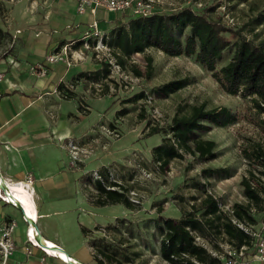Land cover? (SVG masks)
<instances>
[{"label":"rangeland","instance_id":"obj_1","mask_svg":"<svg viewBox=\"0 0 264 264\" xmlns=\"http://www.w3.org/2000/svg\"><path fill=\"white\" fill-rule=\"evenodd\" d=\"M166 2L167 5L160 8L162 14L179 10L184 5L183 0ZM203 4L204 9L215 7V18L224 23L223 9L220 6L226 5L229 13L237 20L238 25L233 27L235 30L242 28L252 17L264 13V0H249L245 3L205 0ZM131 18V15L105 11H98L93 16L89 10L87 14L80 15L75 0H0V67H4L2 64L5 63L6 69L10 70L14 64L12 60L19 59L22 64L17 67L29 68L33 74L32 68L37 66V57L31 47L43 52L40 57H44L50 46L56 45L57 49L62 44L85 35L87 24L94 20L99 22L102 31L109 33L124 26ZM18 30L21 34H17ZM245 33L256 45L264 44V25L257 28L254 35L251 30ZM55 50L53 47L51 53ZM232 56L231 51L226 52L224 63L221 65L226 64ZM147 58L153 59V78L144 79L138 84L133 82L134 89L130 88L131 84L127 85L117 78L103 85L85 80L72 81L71 79L82 71L76 66L70 69L68 82V90L73 92V98L68 99L65 97L66 93L58 91L38 102L58 108L53 112L55 120L57 115L61 123L71 119L76 127L67 123V128L70 127L73 131L76 129L77 136L81 137L83 142L79 144L81 146L75 144L81 148L80 152L82 151L81 154L79 152L80 156H77L79 160L74 159L69 148L67 161L63 163L68 167V177L60 178L64 181L63 187L38 201L40 206L49 207V210L44 212L48 216L41 217L36 225L44 236H55L79 247L91 258L90 264H96L94 257L97 255V249L91 242L98 239L105 240L114 249L131 256L140 254L136 260L139 264H168L160 256L162 237L156 230L155 222L168 218L180 220L188 212L196 210L193 208H199L204 193L194 188L195 183L204 184L208 194L215 196L222 204L229 205L245 201L241 182L245 177L249 178L250 170H253L264 184V176L259 172L264 169L247 159V155L257 146L264 149V113L259 112L252 99L244 93L238 96L224 93L212 74L197 64L194 58H171L157 49L134 55L125 72L130 74L132 79L136 78L130 71L132 65L146 72ZM27 59L31 66H26ZM80 65L85 71L98 70L102 66L93 58ZM6 76L8 73L0 85L8 84L9 77ZM183 78L190 79L193 84L167 99L157 98L156 102L151 103L142 99L131 102L143 92L154 95L155 88ZM38 95L40 94L37 93L36 96ZM18 96L22 105L30 102V98ZM8 101L9 99L4 100V104ZM201 104L208 109L229 108L238 117L237 124L228 128L213 127L210 133L203 135V139L217 143L218 158L211 162H201L197 157L186 154L183 159L173 161L168 170L156 171L152 151L162 143L165 133L150 136L151 130L155 127L167 130L180 108H183V113H188L191 106ZM2 158L3 155L1 167L4 171ZM103 170L108 172L110 182L117 181L128 188L129 196L136 205L135 210H129L122 205H94L97 192L90 179L104 180L101 177ZM207 170H227L231 176L222 177L225 173L217 172L210 177L205 173ZM149 174L151 176L147 177ZM37 194L40 197L41 192L37 191ZM50 197H53V200L49 199ZM197 216H200V213H197ZM256 217L258 222L255 228L262 232L264 211ZM12 224L16 226L13 235L16 249L7 260L0 251V264H48L46 260L50 257L41 249H38L42 254L41 260L33 255L34 248L31 254L27 251L30 247L26 235L28 223L25 222L22 212L0 200V242H3V236ZM82 228L88 230L86 235ZM106 228H109V232L104 234L102 230ZM210 239L212 240L197 236L196 241L213 257L220 258L221 264L229 260V251H233L234 261L242 264H260L253 254L242 259L235 256L224 236Z\"/></svg>","mask_w":264,"mask_h":264},{"label":"trees","instance_id":"obj_2","mask_svg":"<svg viewBox=\"0 0 264 264\" xmlns=\"http://www.w3.org/2000/svg\"><path fill=\"white\" fill-rule=\"evenodd\" d=\"M230 1L245 3L249 0ZM203 9L187 7L149 17H132L124 26L108 33L107 44L116 51L117 62L124 71L128 70L129 61L134 55L145 54L149 49H157L171 58H194L197 64L212 74L224 93L231 96L244 93L252 99L259 112L264 113V44L256 45L245 33L251 30L254 35L257 28L264 25V13L252 17L242 28L235 30L221 19L215 18V7ZM81 44L79 42L76 47ZM65 45L62 44L59 48ZM228 51L233 56L226 64L221 65ZM152 63L153 59L147 58L146 72H142L136 65H132L130 71L142 80H151L154 75ZM111 74L110 66L102 64L99 70L81 72L72 81L85 80L103 85L112 81ZM192 84L188 78L172 80L155 88L154 95L143 92L131 102L140 99L147 101L149 97L155 100L167 99ZM58 91L66 93L65 97L68 99L74 96L63 83L58 86ZM183 111V108L177 111L167 130L155 127L150 132V136L165 133L162 143L152 151L156 171L168 170L173 161L183 159L186 154L197 157L201 162L216 160L219 156L217 143L203 139V135L210 133L213 127L228 128L238 123L237 115L229 108L208 109L201 104L191 106L188 113ZM247 159L264 169V149L261 146L248 154ZM217 172H224L222 177L231 176L227 170H207L205 173L212 177ZM259 172L264 176V170ZM249 175V178L245 177L241 182L246 202L234 204L232 215L222 209L225 204L208 194L204 184L197 182L194 188L204 193L199 208L193 206L196 210L188 212L180 220L168 218L155 222L156 230L162 237V260L168 264H221L220 258L213 257L205 247L197 243V236L210 241V237L216 239L217 236H224L233 250L239 251L242 247H247L252 252L247 251L245 256H256L254 238L232 220L235 218L244 225L255 227L258 222L256 216L264 211L262 179L253 170H250ZM101 177L104 180L90 179L97 192L95 206L122 205L129 210L136 209L128 188L117 181L110 182L106 170L101 172ZM82 231L85 235L88 232L86 228H82ZM102 231L107 234L109 228ZM91 245L97 249L94 257L96 264H139L136 260L140 254H126L114 249L103 239L93 240ZM216 247L220 248L219 245Z\"/></svg>","mask_w":264,"mask_h":264},{"label":"crops","instance_id":"obj_3","mask_svg":"<svg viewBox=\"0 0 264 264\" xmlns=\"http://www.w3.org/2000/svg\"><path fill=\"white\" fill-rule=\"evenodd\" d=\"M53 47L55 50L57 46H50L49 52L44 53V57H40L43 52H40L37 48H30L31 50L34 49V55L37 57L35 64L37 66L46 64V59ZM12 61L14 64L10 70L6 69L5 63L2 64L4 67H0V84L3 83L5 74L8 73L6 77H9L8 84L0 85V98L3 96L0 99V171L3 180L8 181L7 183L10 185L26 182L28 176L33 177L34 181L30 185L34 193V202L38 213L37 222H39L41 217L48 216L44 212L45 210L48 211L49 207L40 206L38 201L56 193L63 187L64 181L60 178L61 176L68 177V167L63 163L67 161L69 144L79 145L83 141L81 137L77 136L76 129L73 131L70 127L67 128V123L76 127L71 119H68L69 122L64 120L61 123L57 115V120H55L56 116L53 112L57 108L56 106L38 102L43 97L57 93L60 84L63 83L68 86L70 69L73 68L68 69L65 64L52 65L48 67L49 73L47 76L38 77L31 74L29 68H18L17 65L22 64L19 59ZM26 66H31L28 59ZM78 67L82 70L81 72H85L82 65ZM94 71L96 70L94 69ZM37 93L40 95L36 96ZM18 95L26 97L25 99L30 98L28 99L30 102L27 105H22L19 103L20 98ZM8 99L9 101L4 104V100ZM1 155H3L4 171L1 167ZM37 191L41 192L40 197ZM51 198L53 200V197L49 199ZM38 229L41 236L47 240L46 242L41 238L35 227L36 233L42 239L43 244H49L65 253L69 252L70 256L76 258L82 264H90L89 260L91 258L85 252H82L79 247H75L64 239L55 236L46 237L39 227ZM33 252V255L41 260L42 254L38 248H34ZM58 259L50 257L46 260V263H67Z\"/></svg>","mask_w":264,"mask_h":264},{"label":"built area","instance_id":"obj_4","mask_svg":"<svg viewBox=\"0 0 264 264\" xmlns=\"http://www.w3.org/2000/svg\"><path fill=\"white\" fill-rule=\"evenodd\" d=\"M183 1L184 5L182 8H179V10L187 7H191L194 9H201L204 7L203 1ZM75 2L77 6V11L80 15L87 14V11L89 10L91 12V15L93 16H95L98 11H105L109 13L131 15L132 17H149L155 14H162L160 12V8H162V6L167 5L166 0H75ZM220 7L223 9L226 25L232 28L236 27L238 25L237 20L234 16L231 15V13H229L230 11L228 10V7L226 5H221ZM179 10L175 9L174 12ZM87 27L88 30L86 31L85 35H83L79 39L70 41L68 44L59 49L57 48L58 50L56 49L53 53L49 54L46 59V64H41L32 68V73L38 77H45L49 73V66L63 63L68 69H70L76 66H81L80 64H83L88 59L93 58L100 64H108L110 66L112 72V80L116 78L120 79L123 82L127 83V85L131 84L130 88L134 89V84L141 83L142 79L138 77L132 79L129 76L130 74H127L118 64L116 58V51L107 44V41L109 39L108 33L102 31L99 27V22L95 20L87 24ZM17 34H21V31L18 30ZM79 42H81L82 44L79 47H76ZM133 82L136 83L133 84ZM147 102H156V100L153 97H149ZM154 113L157 114L158 112L155 111ZM69 148L74 155V159H77V156H80L79 152L81 148L73 143L69 144ZM81 153L82 151L80 152V154ZM77 160H79V158ZM150 176L151 174H149L147 177ZM32 179V177H29L28 183L26 184H32ZM6 189L7 188L2 186L0 183V200L7 205H11L19 209L20 207L10 198V194ZM245 202L246 199L243 203ZM222 209L230 213L231 215L234 213L233 205L225 204L224 206H222ZM21 212L23 214V211ZM23 216L25 222L28 223L29 228L31 226V222L26 218L25 213L23 214ZM232 220L239 228L243 229L246 233H248L254 238V244L257 251L256 261L260 264H264V229L262 230V232H260L259 230H256L254 226L244 225L238 222L235 218H233ZM15 229V224H12L10 227H8L3 236V242H0V251L3 254L5 260H7L16 249V242L13 238ZM26 235L28 238V234ZM28 243L30 244V247L27 248V251H29L30 254L32 253L33 248L40 249L38 246L35 245L34 242H31L29 238ZM30 248L31 250H29ZM247 251V247H242L239 251L234 250V255L242 259L245 257ZM232 252L233 251L228 252L229 260L225 264H242V262L239 263L238 261H234L232 259ZM44 254L48 257L56 258L54 256H51L50 254H47L46 252H44Z\"/></svg>","mask_w":264,"mask_h":264},{"label":"bare ground","instance_id":"obj_5","mask_svg":"<svg viewBox=\"0 0 264 264\" xmlns=\"http://www.w3.org/2000/svg\"><path fill=\"white\" fill-rule=\"evenodd\" d=\"M7 182L3 180L1 175L0 176L1 185L7 188L6 190L9 192L10 198L15 203H17V205L23 210V214L25 213L26 218L31 222V226L28 228V238L30 239V241L34 242L35 245L38 246L40 249H42L44 252L50 254L51 256L56 257L57 259L59 258L62 261H65L69 264H82L76 258L70 256L69 254L59 249H56L50 246L49 244L48 245L43 244L41 239L43 237L37 231L41 236L40 238L39 235L36 233L37 229L35 230V224L37 223L38 213L36 210V206L34 202V193L32 191L31 185H27L25 182L17 183L15 185H10ZM45 241L47 242V240Z\"/></svg>","mask_w":264,"mask_h":264},{"label":"water","instance_id":"obj_6","mask_svg":"<svg viewBox=\"0 0 264 264\" xmlns=\"http://www.w3.org/2000/svg\"><path fill=\"white\" fill-rule=\"evenodd\" d=\"M0 176H1V172H0ZM21 211H23L21 208H19ZM35 227H36V229L38 230V227H37V225L35 224ZM38 232H39V230H38ZM40 233V232H39ZM41 242V241H40Z\"/></svg>","mask_w":264,"mask_h":264}]
</instances>
